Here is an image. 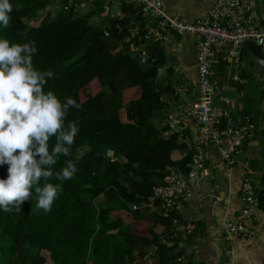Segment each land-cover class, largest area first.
<instances>
[{"label":"trees","instance_id":"trees-1","mask_svg":"<svg viewBox=\"0 0 264 264\" xmlns=\"http://www.w3.org/2000/svg\"><path fill=\"white\" fill-rule=\"evenodd\" d=\"M52 1L0 0V264H135L152 244L159 264L189 260L154 229L174 214L160 212L153 188L170 167L187 173L196 152L173 160L186 144L154 123L169 88L162 43L145 45V63L129 48L144 11L129 0L108 20L100 0L84 14L80 0H62L30 24ZM256 191L264 207V175Z\"/></svg>","mask_w":264,"mask_h":264},{"label":"crops","instance_id":"crops-1","mask_svg":"<svg viewBox=\"0 0 264 264\" xmlns=\"http://www.w3.org/2000/svg\"><path fill=\"white\" fill-rule=\"evenodd\" d=\"M114 1L120 3L117 0H100L105 8L102 15L108 16L111 3ZM94 2L95 0H80L77 11L81 14L87 13L94 7ZM163 2L168 13H178L187 20H195L207 15L216 0H163ZM258 2L260 24L264 29V0ZM61 5L62 0L58 3L57 0H53L45 10L32 17L29 23L38 25L44 13L56 11ZM135 6L140 7L136 3ZM95 18L99 20V17ZM138 20L135 26L140 24L147 26L151 21L149 14L144 11ZM198 40V36H177L171 33L168 40L162 43L167 55V64L159 69L158 79L161 84L169 88L162 94L163 108L155 113L154 118L158 122L156 124L154 119V123L160 130L161 126L169 125L170 128L165 130L163 135L169 136L179 132L180 140L186 144V149L176 148L173 151L172 159L175 161L181 160L196 141V127L190 115V108L199 95ZM120 47L121 44L117 49ZM249 54L248 51L243 53L242 58ZM249 65L252 66L249 70L244 66L242 71L244 78L241 82H234L231 79L230 67L225 62L221 61L218 65L222 88L215 97V104L221 109L229 108L236 120L248 114L253 115L252 127L248 130L247 137L236 155V162L227 163L214 149L208 150V164L215 178L214 180L201 178L195 186L194 197L178 214L182 226H192V233L187 239L182 240L174 234L173 222L168 226L164 222H157L154 225L157 233L166 234L169 239L178 242L179 245L175 247L173 253L183 248L191 264H264V207L259 205L250 210L247 225L255 231L251 238L231 236L228 239L223 231V224L236 221L244 205L243 165L247 164L256 187H261L264 175V89L260 88L258 83V75L262 67L251 59ZM91 90L96 89L91 88ZM139 92L140 89L135 87L125 90L124 95L129 100L138 97ZM227 100L230 103H227ZM211 187L220 193L221 200L211 197L209 194ZM159 262L158 260L156 264Z\"/></svg>","mask_w":264,"mask_h":264},{"label":"built area","instance_id":"built-area-1","mask_svg":"<svg viewBox=\"0 0 264 264\" xmlns=\"http://www.w3.org/2000/svg\"><path fill=\"white\" fill-rule=\"evenodd\" d=\"M142 6L150 16V23L144 28L135 26L127 37L129 48L139 53L142 62L151 57L145 47L151 42L164 43L171 33L177 36H198L197 71L199 95L192 102L190 115L196 127L195 154L187 173L170 167L162 182L153 188V196L159 201V209L164 216L173 217L174 234L184 240L192 233V226H182L179 212L194 197L195 186L201 178L214 180L215 174L208 164V150L214 149L227 163L236 162L248 130L252 127V114L236 120L229 108H219L215 97L220 92L221 75L218 65L221 61L230 67V77L234 82L243 81L242 52L245 40H252L264 52V29L261 28L258 0H216L208 14L195 20H187L178 13H168L163 0H129ZM107 34V33H106ZM153 60V58H152ZM178 89L176 88V91ZM227 103H230L227 100ZM105 156L117 160L116 152L108 147ZM242 198L244 205L236 221L223 224L227 238L238 236L251 238L255 231L247 225L252 207H258L260 200L255 183L247 164L244 165ZM209 194L215 200L221 195L214 187ZM157 244L147 249L142 260L135 264H156ZM173 264H190L182 255Z\"/></svg>","mask_w":264,"mask_h":264},{"label":"water","instance_id":"water-1","mask_svg":"<svg viewBox=\"0 0 264 264\" xmlns=\"http://www.w3.org/2000/svg\"><path fill=\"white\" fill-rule=\"evenodd\" d=\"M120 12H121L120 3L114 1L111 3L109 14L108 16L105 17V19L108 20L109 18H116L120 15ZM244 51L250 52V54L261 65L262 69H264V52L258 44H256L252 40H245L241 48L242 54Z\"/></svg>","mask_w":264,"mask_h":264},{"label":"rangeland","instance_id":"rangeland-1","mask_svg":"<svg viewBox=\"0 0 264 264\" xmlns=\"http://www.w3.org/2000/svg\"><path fill=\"white\" fill-rule=\"evenodd\" d=\"M59 2V0H57V3ZM92 22L93 23H95V24H97V23H99V20H97V18H92ZM248 59H249V61H250V59L251 60H253V61H255L257 64H259L257 61H256V59L251 55V54H249V55H246L243 59H242V63H243V70L242 71H244V66H245V69L246 70H249V68L250 67H252V66H250L249 65V61H248ZM260 65V64H259ZM261 66V65H260ZM261 72H260V74L258 75V83H259V85H260V88H263L264 89V69H262L261 68V70H260ZM242 76H243V72H242V74H241ZM260 76H261V78H260ZM90 87L91 88H97V87H99V85H98V83L95 81V82H92L91 84H90ZM95 92V90H93V93ZM156 113H158V110L156 111ZM155 119V123L157 124V122H158V120L156 119V118H154Z\"/></svg>","mask_w":264,"mask_h":264}]
</instances>
